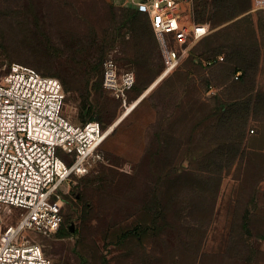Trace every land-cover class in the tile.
Listing matches in <instances>:
<instances>
[{"label": "rangeland", "instance_id": "obj_1", "mask_svg": "<svg viewBox=\"0 0 264 264\" xmlns=\"http://www.w3.org/2000/svg\"><path fill=\"white\" fill-rule=\"evenodd\" d=\"M251 6L181 0L182 21L211 30L161 77L163 53L149 16L139 50L137 30L113 0H0V65L25 62L59 78L73 123L116 127L103 158L65 184L62 234L26 231L56 264H264V164L239 163L243 150L264 152V17ZM216 55L224 59L207 63ZM110 60L119 75H135L127 94L138 97L124 115L122 100L104 84ZM241 115L249 116L245 139L238 158L227 160L233 142L223 139L238 132ZM204 146L201 159L191 154ZM58 155L70 158L61 149ZM128 163L136 168L124 171ZM25 212L1 206L0 227ZM140 221L148 228L125 237Z\"/></svg>", "mask_w": 264, "mask_h": 264}, {"label": "built area", "instance_id": "obj_2", "mask_svg": "<svg viewBox=\"0 0 264 264\" xmlns=\"http://www.w3.org/2000/svg\"><path fill=\"white\" fill-rule=\"evenodd\" d=\"M113 1L148 13L163 53L161 77L176 69L211 30L208 23H184L181 0ZM251 11L264 15V0H252ZM135 80L133 72L119 75L112 60L106 63L104 84L122 100L123 115L130 112L127 93ZM65 100L59 78L21 62L0 65V207L26 211L17 224L0 227V264H56L26 231L58 237L64 222L65 184L103 158L102 144L114 127L104 129L98 119L73 123L64 114ZM60 149L68 152V161L58 155ZM135 168L128 163L124 171Z\"/></svg>", "mask_w": 264, "mask_h": 264}, {"label": "trees", "instance_id": "obj_3", "mask_svg": "<svg viewBox=\"0 0 264 264\" xmlns=\"http://www.w3.org/2000/svg\"><path fill=\"white\" fill-rule=\"evenodd\" d=\"M114 4L116 6L122 8L121 10L123 11V14H124V16H123V22L129 24L132 27V29L137 30V35L135 36L134 47L137 48V49L139 48V50H140V47L142 48V46H143V44L141 42V30H142V26L144 25L145 21L147 20V18L149 16L148 13L143 12V11L138 10V9H135V8L127 7V6H124V5H121V4H117L115 2H114ZM260 14L264 17V15L262 13H260ZM198 23H204V22H200L199 21ZM152 29H153V27H152ZM153 31H154V29H153ZM218 61H220V60H219L218 56L216 55V57H213L211 60H208L207 63H209V64L212 65V64H214V63H216ZM21 63L30 65V64L25 63V62H21ZM30 66H32V65H30ZM163 67H164V65H163ZM37 70H39V69H37ZM41 73H43V72H41ZM43 74H45V73H43ZM241 74L242 73H240V75H236V78L239 79L242 76ZM46 75H49V74H46ZM65 83L67 85V89H70L71 86L69 85V83L66 80H65ZM150 85H151L150 83L149 84H146L142 88V90L139 92L138 95L140 96L144 92V90L147 89ZM64 89H65V87H64ZM65 91H66V89H65ZM66 95H67V93H66ZM137 97L135 99H137ZM135 99H133V100L128 99V102L132 103ZM123 111H124V106H123ZM219 114L220 113H216V116L218 115L217 119H219V121L222 120L224 117H226V114H221V115H219ZM239 121L240 122L238 123V129H239L238 132H236V133H228L229 135L223 139V140L229 139L230 142H233V143L230 144V147L233 148V151H232L231 148L228 147L230 150L228 149L227 160H230V159L236 160L238 158L236 156H238L240 154V146H241L243 140L245 139L244 127L247 126V124H248L249 116H247V115H241L239 117ZM84 122H86V121H84ZM204 122L205 121L203 120V122L201 124H204ZM101 124H102V127L104 129L108 128L111 125L110 124L109 126H105L102 122H101ZM115 129H116V127L113 129V131ZM223 146H224V144H223ZM208 151L209 150H207L206 146H204V147L201 148V153L200 154L196 155V152L197 151L196 152L195 151H191V154H194L195 155V158L198 159L200 157V159H201V157H203L204 155H206ZM217 152H219V151H217ZM257 158H259V160H258L259 162L262 161V164H264V152L263 151H259V150H255V149L247 150V151L243 150V152L241 153V156L239 157L240 166H242V165H248L252 160H255ZM193 170L194 169L190 168V169H187L186 171H193ZM188 173H190V172H188ZM188 173H185V174H188ZM263 174L260 175V178L261 179L263 177ZM153 201H154V205H155V208H156L155 214H158L159 212H161V210H160V206H161L160 200L158 199V197L154 196V200ZM63 214H64V221H65L64 207H63ZM152 221H155V219L152 218ZM146 223L147 222H143V221L138 222L136 224V226L133 227V229H130V230L128 229L125 237L129 236L130 233H132V231L139 230L140 228H145V229L148 228V226L146 225ZM63 227H64V222H63L62 228H61V230L59 232V236L62 234L61 232H63Z\"/></svg>", "mask_w": 264, "mask_h": 264}, {"label": "bare ground", "instance_id": "obj_4", "mask_svg": "<svg viewBox=\"0 0 264 264\" xmlns=\"http://www.w3.org/2000/svg\"><path fill=\"white\" fill-rule=\"evenodd\" d=\"M132 106H133V105L131 104V106H130V108H129V109H131V108H132Z\"/></svg>", "mask_w": 264, "mask_h": 264}, {"label": "water", "instance_id": "obj_5", "mask_svg": "<svg viewBox=\"0 0 264 264\" xmlns=\"http://www.w3.org/2000/svg\"><path fill=\"white\" fill-rule=\"evenodd\" d=\"M71 229H73V225H71Z\"/></svg>", "mask_w": 264, "mask_h": 264}]
</instances>
